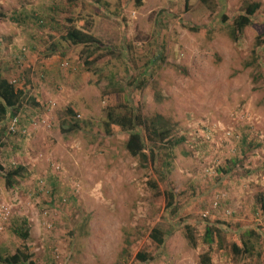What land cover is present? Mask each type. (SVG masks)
<instances>
[{"label": "rangeland", "instance_id": "obj_1", "mask_svg": "<svg viewBox=\"0 0 264 264\" xmlns=\"http://www.w3.org/2000/svg\"><path fill=\"white\" fill-rule=\"evenodd\" d=\"M72 26L96 41L62 38ZM0 76L23 91L0 120V258L27 245L36 264H197L211 225L213 264H264V0H0ZM118 105L160 114L180 143L151 162L138 125L148 159L130 155L128 131L102 127ZM245 238L252 253L234 256Z\"/></svg>", "mask_w": 264, "mask_h": 264}, {"label": "trees", "instance_id": "obj_2", "mask_svg": "<svg viewBox=\"0 0 264 264\" xmlns=\"http://www.w3.org/2000/svg\"><path fill=\"white\" fill-rule=\"evenodd\" d=\"M257 6L258 3L247 5L244 9V13L239 14L234 18L230 33L233 38H236L237 34H239L246 25L251 23L250 16L253 14ZM222 20H225L224 16H222ZM62 38L69 40L72 44L83 45H89L90 43L96 41L95 37L92 36L85 28L78 26H72L67 30L65 36ZM254 53L255 50H253V54ZM22 94L23 91L21 89L15 88V86L8 81V79L0 76V120L4 118L9 107L15 108L19 106ZM67 111L71 114L74 113L71 108H68ZM138 125L144 129L145 135L151 144L149 151V159L151 162H155L157 160V154L161 149L160 147H157V142L162 144L166 142L167 144L165 143L166 147L164 149H166L167 154H169V152H171L181 141V138L174 139L171 137L170 127L163 116L156 114L154 117H145L131 105H123V109H120V105L108 108L102 127L107 134L113 133L112 128L114 126L119 127L122 131H128V137L125 143L126 150L130 155L137 156L145 161L148 159V155L145 152V144L140 133L135 130V127ZM77 127L78 125H76V123H72V126L70 128L68 127L65 132H71ZM23 170L24 167L21 165L6 170L3 173L6 186H13L16 176H20ZM148 183L151 187L157 188L156 181L151 180ZM165 196L168 198L167 208H171L170 212L174 214L175 209L173 205V194L171 192H166ZM11 229L15 235L21 237L23 240L28 239L29 229L27 227L26 218H23L20 224L18 223L17 225H14ZM184 230L188 242L191 245H195L196 238L190 224H185ZM216 232L218 231L211 225H206L203 234V243L206 245V249L199 254L197 264H213L212 253L215 238L214 236L222 239V236ZM149 238L153 240L155 245L160 246L164 243V232L158 227H153L150 231ZM252 244L253 243L248 238L240 240V244L233 242L231 244L232 254L234 256H238L241 253H252L254 248ZM136 258L145 261L149 258V254L143 251H138ZM0 259L5 264H36L34 259H32V254L29 252L27 245H23L22 248H18L13 254L3 256Z\"/></svg>", "mask_w": 264, "mask_h": 264}, {"label": "built area", "instance_id": "obj_3", "mask_svg": "<svg viewBox=\"0 0 264 264\" xmlns=\"http://www.w3.org/2000/svg\"><path fill=\"white\" fill-rule=\"evenodd\" d=\"M15 124H16V119L14 118V119L11 121L10 125H9V129L12 130V131H14Z\"/></svg>", "mask_w": 264, "mask_h": 264}]
</instances>
